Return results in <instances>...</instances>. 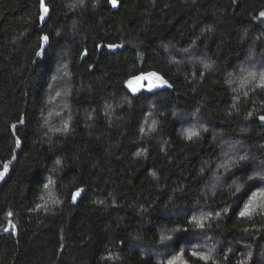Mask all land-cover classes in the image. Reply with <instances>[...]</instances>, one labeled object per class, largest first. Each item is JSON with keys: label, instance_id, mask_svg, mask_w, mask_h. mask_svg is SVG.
Returning <instances> with one entry per match:
<instances>
[{"label": "trees", "instance_id": "16d2710c", "mask_svg": "<svg viewBox=\"0 0 264 264\" xmlns=\"http://www.w3.org/2000/svg\"><path fill=\"white\" fill-rule=\"evenodd\" d=\"M45 7L41 20L40 0H0V264H264V210L242 215L264 191V90L245 95L229 80L264 52V0ZM173 48L210 68L175 64ZM61 56L76 114L54 135L43 113ZM147 73L167 84L131 93ZM148 113L156 126L143 130ZM177 115L199 119L197 137L181 135ZM220 141L238 152L225 158ZM191 232L214 259L203 241L186 247Z\"/></svg>", "mask_w": 264, "mask_h": 264}, {"label": "rangeland", "instance_id": "374dc122", "mask_svg": "<svg viewBox=\"0 0 264 264\" xmlns=\"http://www.w3.org/2000/svg\"><path fill=\"white\" fill-rule=\"evenodd\" d=\"M78 0H76L77 3ZM170 56L172 57L175 64L178 65H186V66H201L204 70H208L210 67L208 66V62L205 58L199 56L195 49H190L187 51H179L175 48L171 50ZM179 57V59H178ZM66 60L64 59V56L59 57V60L56 62V74H59L60 77L57 80V75H54L56 82V85L52 86L50 91L48 92V98L46 103V109L43 113V118L45 121L46 127L50 130V132L54 135L62 133L64 131L68 130L70 119L69 116H72V114H76L74 111H72L69 106H66L64 104V99L67 97V94L70 92L69 87L66 83L67 79H69V76L67 73L64 74V67L66 66ZM237 71L235 74H232V76L229 78L230 81H233L232 78L237 79V83H233L235 89H238L239 93L247 95L248 92H255V91H262L264 90V52L263 53H255L251 52L247 58H245L242 62L239 63L237 66ZM64 74V75H63ZM151 83L160 84V81H157L155 77L151 78ZM150 87V80L144 79L139 82L132 80L131 87L128 84V88L131 91V93L135 94L142 91H152L158 88L163 87L157 86L151 88ZM132 88H137L138 91L133 92ZM176 116V115H175ZM178 119L181 120V135L183 137L187 138H195L200 133V126L198 122V118L196 116L192 117H182L178 116ZM157 118L154 116V113H148V116L146 117L144 121L143 130H150L154 129L156 126ZM219 148L221 154H224L225 158L231 159V156L233 155L232 151L238 152L237 145H231L229 142L220 141ZM234 155H237L234 153ZM262 168H264L263 165L259 164ZM256 194V193H255ZM246 204V207L244 209L245 214L249 215L255 210H264V191H260L256 195H254L252 198H250ZM251 202V204H250ZM201 217L198 215L196 216V221L200 220ZM5 230H9V224H6ZM163 235L168 236H174L178 237L180 235V231H168L162 233ZM197 234V235H194ZM200 232L195 233H189L184 235L186 237V242H189V244L186 247L197 248L196 245L202 243L206 247L205 251L207 253L208 258L214 259L216 257L215 250L212 249V247L209 245V243H206V239L200 235ZM180 237V236H179ZM190 237V238H189ZM193 238V239H191ZM206 243V244H205ZM240 244V243H239ZM240 248L244 252H248V259H252L253 256L252 252H250L248 247H244V245H240ZM166 249L161 248L157 251H153L152 253L154 256L159 260H163L165 256ZM260 258V255H258V259ZM263 261V260H262Z\"/></svg>", "mask_w": 264, "mask_h": 264}, {"label": "snow or ice", "instance_id": "6c2138e0", "mask_svg": "<svg viewBox=\"0 0 264 264\" xmlns=\"http://www.w3.org/2000/svg\"><path fill=\"white\" fill-rule=\"evenodd\" d=\"M40 3H41V20L44 19V15L48 12V9L47 7L44 6V0H40ZM112 3L113 5H115L116 3V0H112ZM260 17H264V11H262L260 13ZM43 41L47 42L48 41V37L47 36H44L42 37ZM41 53H37V55H40ZM155 77L157 81H160L161 83L160 84H156V83H151V78ZM144 79H149L150 80V87H149V90H151V88L153 87H157V86H161L163 84H167V81H164L162 77H160L157 73H147V74H142L140 76H136V77H133V80L139 82L141 80H144ZM128 84L129 86L131 87L132 85V80L128 81ZM170 86V85H169ZM132 91L133 92H136L138 91L137 88H132ZM261 120H264V116H261L260 117ZM17 144H19V140L17 141ZM3 168H4V171H0V178H2L5 174V172H7L8 170V164H4L3 165ZM250 179H253V178H250ZM261 180H264V177H260ZM237 191H239V189H237ZM82 190H77L75 193H73V200L75 201L76 198L81 194ZM251 204V202H250ZM245 213H242V215H244ZM9 215H11V213H9ZM217 215H219V213H217ZM200 227L202 228L203 227V223L200 224ZM171 264V262H170ZM240 264H246V261H241Z\"/></svg>", "mask_w": 264, "mask_h": 264}, {"label": "water", "instance_id": "95a60500", "mask_svg": "<svg viewBox=\"0 0 264 264\" xmlns=\"http://www.w3.org/2000/svg\"><path fill=\"white\" fill-rule=\"evenodd\" d=\"M45 1H46V0H44V6H45ZM45 15H46V14H45ZM45 15H44V16H45ZM263 116H264V115H263ZM260 117H261V116H260ZM260 117H258L257 120L259 121V123H260L261 126H264V120H261Z\"/></svg>", "mask_w": 264, "mask_h": 264}]
</instances>
